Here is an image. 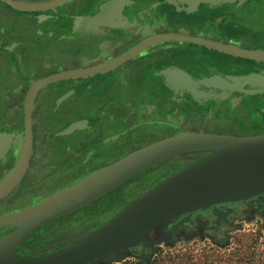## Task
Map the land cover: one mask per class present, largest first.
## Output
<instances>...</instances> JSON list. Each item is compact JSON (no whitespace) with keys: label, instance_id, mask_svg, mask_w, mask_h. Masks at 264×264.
Masks as SVG:
<instances>
[{"label":"flooded vegetation","instance_id":"obj_1","mask_svg":"<svg viewBox=\"0 0 264 264\" xmlns=\"http://www.w3.org/2000/svg\"><path fill=\"white\" fill-rule=\"evenodd\" d=\"M54 1L0 0V132L7 134L0 141V181L29 151L19 179L0 197V215L183 131L264 133V91L232 90L224 98L196 101L187 87L167 84L214 75L256 74L264 79V60L215 47L264 51V0H198L194 7L187 3L193 0H122L120 12L129 27L99 26L91 34L74 29L76 18L94 16L111 0ZM10 2L40 7L19 9ZM63 73L73 75L58 76ZM50 77L54 79L37 85ZM201 89L219 93L218 87L197 88ZM75 123L81 125L69 130ZM208 151H187L155 163L90 203L30 231L25 246L14 251L38 257L73 244L76 236ZM262 197L260 205L250 204L257 197L245 203L225 202L217 205L219 217L211 206L193 212L191 218L199 214L197 224L211 227L210 233H215L212 227H227L226 221L243 226L252 220L264 237V193ZM12 229L0 227V237ZM134 250L142 257L147 252L140 246Z\"/></svg>","mask_w":264,"mask_h":264},{"label":"water","instance_id":"obj_2","mask_svg":"<svg viewBox=\"0 0 264 264\" xmlns=\"http://www.w3.org/2000/svg\"><path fill=\"white\" fill-rule=\"evenodd\" d=\"M62 1L64 0L52 3ZM205 1L218 4L235 0ZM123 2L111 0L94 16L77 17L74 29L81 34H91L98 32L99 26L128 28L129 24L120 12ZM10 3L25 10L40 7L31 3ZM187 3L194 7L198 0ZM215 47L243 57L264 60V51L241 50L218 44H215ZM137 49H141V45L131 52ZM129 54L113 63H118ZM71 75L73 74L63 73L58 76ZM51 79L54 77L41 80L37 85ZM167 84L171 88L176 85L187 87L192 91L196 101L212 99L216 95L217 99L224 98L226 93L232 90L246 93L264 91V79L256 74L214 75L199 81L188 78L184 82L168 80ZM200 87L207 89L218 87L219 93L202 89L198 91L197 88ZM80 125L81 123H75L69 130ZM6 136L7 134L0 132V141ZM2 149L3 145L0 144V154ZM199 149L209 151L122 205L99 226L76 236L78 239L73 244L38 257L20 256L14 251L17 246H25L23 242L25 236L44 223L90 203L161 160ZM28 155L29 151H24L17 166L0 181V197L19 179ZM262 193H264V133L234 136L183 131L138 148L64 188L32 198L27 205L1 214L0 227L13 229L0 237V264H119L128 259L138 260L141 264H152L153 258L162 249L171 250L181 243L194 240L203 242L205 239H208L212 246L226 250L232 244L231 233L243 230V226L234 223V220L226 221L227 227L220 230L212 227L215 233H210L211 227L206 228L205 224H197L196 219L200 215L191 218V214L213 206L212 214L219 217L222 213L217 208L218 204L239 201L245 203L246 199L254 197L257 198L251 200L250 204L256 201L260 205ZM237 219L245 220L241 217ZM214 222L218 223V220ZM249 222L252 220H245V223ZM138 246L142 250L147 249L144 257L134 250Z\"/></svg>","mask_w":264,"mask_h":264},{"label":"rangeland","instance_id":"obj_3","mask_svg":"<svg viewBox=\"0 0 264 264\" xmlns=\"http://www.w3.org/2000/svg\"><path fill=\"white\" fill-rule=\"evenodd\" d=\"M232 244L226 250H220L219 248L212 246L208 241L200 242L194 240L192 242L181 243L175 248L168 250L162 249L161 257H163V264H167V258L171 254H184L189 260L195 262L202 260L206 255L226 256L231 252L243 250L247 247H252L258 251H264V244H262L263 237L258 231V226L255 222H249L243 224V230L236 231L232 235ZM206 259V258H205ZM204 259V260H205ZM137 260L128 259L125 264H134Z\"/></svg>","mask_w":264,"mask_h":264},{"label":"trees","instance_id":"obj_4","mask_svg":"<svg viewBox=\"0 0 264 264\" xmlns=\"http://www.w3.org/2000/svg\"><path fill=\"white\" fill-rule=\"evenodd\" d=\"M262 244H264V237L262 239ZM205 258V260L202 259L193 262L185 257L184 254H171L166 261H168L167 264H264V251H258L252 246L244 248L243 250L231 252L226 256L215 257L209 254L206 255ZM126 261L119 264H125ZM163 262L164 259L161 257V252L152 260V264H163ZM134 264H140V262L137 260Z\"/></svg>","mask_w":264,"mask_h":264}]
</instances>
